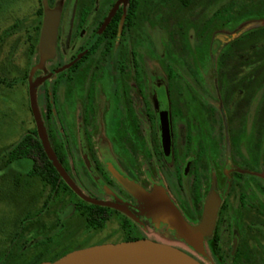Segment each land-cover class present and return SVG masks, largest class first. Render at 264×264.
<instances>
[{
	"label": "rangeland",
	"instance_id": "374dc122",
	"mask_svg": "<svg viewBox=\"0 0 264 264\" xmlns=\"http://www.w3.org/2000/svg\"><path fill=\"white\" fill-rule=\"evenodd\" d=\"M68 1L0 0V157H3L0 158V242L8 240L16 252L32 249L43 233L56 226V221L61 222L71 214V208L62 210L59 206L74 202L71 195L64 194L63 203H49V213L35 220V212L47 208L37 198L38 182L28 177L31 160L11 163L4 160L24 136L36 131L28 94L31 72L36 106L50 146L66 158V166L78 183L88 178L83 160L86 148H106L107 153L102 155L109 163L110 148L115 147L125 149L123 151L129 155L127 149L132 148V162L136 163L141 153H148L145 142L148 136L152 147L157 148L154 123L147 135L146 124L136 118L132 119V124L123 120L115 122L118 95L128 88L125 77L133 76L134 82L139 79L143 86L151 84L144 91L151 102L147 103L150 111L152 87L164 107L168 95L174 145L179 151H201L203 164L212 162L217 168V165L222 166L220 157L229 142L236 163L245 165L250 172H261L255 177L260 183V194L264 195V77L260 78L258 90L253 85L247 92L244 83L241 84L244 76L249 78L248 83L254 81L251 70L257 61L264 67V0H188L187 4L183 0H139L134 27L127 38L116 44L102 43L96 53L73 72L64 70L49 76L47 73L62 66L65 60L55 56L54 51L49 59L41 61L43 3L46 2L49 11L61 15L65 13L61 4ZM112 1L101 0L106 5ZM40 9L42 15H38ZM240 27L242 34L246 33L223 46L211 58L214 35L236 34ZM246 37L254 39L247 42L245 39L244 43L242 40ZM81 44L79 41L77 47ZM116 53L122 60L115 57ZM157 82L166 89L158 88ZM47 86L53 94L52 112L48 117L44 97ZM126 97L131 98L128 93ZM88 160L93 159L88 157ZM14 175L19 177L17 181L12 180ZM219 180L221 182V177ZM13 182L20 183L17 192L13 191ZM81 193L91 197L86 191L81 190ZM261 203L264 207V197ZM237 208L231 204L229 214L225 211L220 214L226 226L216 256L222 263L231 244V230L236 229L244 259L233 264H264V219L254 216L243 219ZM245 210L250 212L248 208ZM34 220L35 227L30 233L19 234L20 228ZM11 223L18 224L14 231L9 227ZM42 225L45 228L42 229ZM60 228L57 226L51 235H57ZM115 231L114 221L99 233L84 232L79 241L85 239L82 241L85 246L111 243L119 239ZM61 244L45 255L61 252L67 246Z\"/></svg>",
	"mask_w": 264,
	"mask_h": 264
},
{
	"label": "flooded vegetation",
	"instance_id": "af4514ba",
	"mask_svg": "<svg viewBox=\"0 0 264 264\" xmlns=\"http://www.w3.org/2000/svg\"><path fill=\"white\" fill-rule=\"evenodd\" d=\"M117 1L113 0L106 5L101 0L97 2H91L90 0H69L67 3L63 2L61 4L62 9L65 7V13L63 14L62 12L61 15L55 13L58 17V25L54 51L56 52L55 56L62 57L65 61L62 66L53 68L47 75L52 76L55 72L70 64L72 65L66 71L73 72L78 69L79 64L94 55L102 43L106 44V42L111 41L112 44H116L123 38L128 37V33L133 30L134 20H136V13L139 8L138 3L134 16L131 0H128L125 6L122 3L118 5L110 22L100 32L102 24L111 13ZM43 6H46V2L43 3ZM118 15L116 35H105L107 27ZM122 18L123 24L119 31ZM89 30L90 34L87 35ZM238 31H236V34H226L223 32L215 34L212 38L213 53L211 58L216 56L223 46L237 40L238 37L246 33L243 32L242 34L241 27ZM252 39L254 37H246L242 41L245 43V41H251ZM79 41H82V44L77 47ZM115 57L121 59L118 53H116ZM130 60H132V53L129 54V64ZM132 71H134V66L132 67ZM251 71L254 73V81L250 84L248 83L250 81L249 78L247 79L244 76L241 82V84L244 83L243 87L248 89L247 92L253 85L258 90V83L264 77V72H262L264 71V67L261 66L260 61L256 62V66ZM125 85L128 88L129 85L131 87L123 89L122 94L118 95L119 111L115 116V122L123 120L132 124V119L136 118L141 123L146 124L148 128L146 131L147 135L150 133L151 123H154L157 130V148L154 149L151 139L149 142V136L148 138L146 137L145 142L148 153H141V156L139 155L136 158V163L132 162V155H134L132 148L127 149L131 155L127 151L124 152L123 150L125 149L110 148V154L112 155L110 163L103 159L104 156L102 154L107 153L106 148H86V152L83 153V160L84 173L86 172L88 178H85V180L80 179V183L77 182L74 174L66 166V158L61 155L63 159V163H61L56 156L58 162L77 189L80 192L81 190L86 191L91 195L90 198L85 196L87 199L111 206H101L84 201L59 176L75 196L71 195L74 198V202L72 204L60 205V203H63L62 195H70L68 191L62 190L61 193L52 195L50 198L48 195L47 209L36 211L34 219L36 220L44 213H49V203L60 205L59 207L62 210L64 208H71V214L69 217L64 218V222L56 221V226L43 233L41 239L34 244L32 249L25 252H16L14 250L12 262L7 264H35L37 262L38 264H42L44 262H54L76 250L139 240H148L178 249L199 264H233L235 262L240 263L244 259V252L241 242L237 237L238 233L236 229L231 230V244L224 254L222 263H220L219 257L216 256L221 234L225 233V221L220 219V214L224 211L226 215L229 214L231 204H234L238 207L237 209L241 218L245 219V217L254 216L257 219H264V214H262L264 213L262 211L264 207H262L261 203L264 195L260 194V183L255 177V175L261 174V172H250L245 165L236 163L231 153L229 142H227L228 146L224 145V151L220 157L222 166L217 165V168L213 167L212 162L204 163V166V154L201 151L197 152L196 149L194 152L179 151L174 145L171 106L168 95L165 98L166 105L164 107L158 101L157 90L152 87L153 99L152 110L150 111L148 104H151V102L147 99L144 91H147L151 84L143 86L145 84L140 83L139 79H136V82H134L133 76L131 78L126 76ZM155 85L158 88L165 87L161 82H157ZM126 93L131 97L130 99L126 97ZM49 95L53 94L47 86L44 89L47 117L51 114L48 115L47 111L49 100L47 97ZM52 100L51 104L53 105ZM163 112H167L170 137L168 149L163 147L161 138V115ZM256 127L258 130L259 123L256 124ZM88 157L93 159L92 162L88 160ZM205 172L207 175H205ZM220 177L222 179L221 182H219ZM87 183L92 187L90 188ZM81 194L83 195V193ZM79 201L84 203V206L81 208H85L87 211L84 212L86 213L80 214V212L76 211ZM208 201H211L216 207L215 220L209 233L197 236ZM169 208L177 213L182 223L190 231V235L182 232L177 226ZM246 208L250 212H247ZM60 212L62 213L63 211ZM227 218L230 219L231 217L227 216ZM35 220L20 228L19 234L30 233V229L35 227ZM91 221L94 223V227L90 225ZM114 221L116 223L115 234L119 238L117 241L97 243L90 246L82 244V241L84 242L85 239L79 241L84 232L99 233L109 223ZM72 223L73 226H71ZM57 226H61L59 232L57 235H51V231H54ZM41 227L42 229L45 228L43 225ZM60 244H67V246L58 254L45 255L48 250L50 251L52 250L51 248Z\"/></svg>",
	"mask_w": 264,
	"mask_h": 264
},
{
	"label": "water",
	"instance_id": "95a60500",
	"mask_svg": "<svg viewBox=\"0 0 264 264\" xmlns=\"http://www.w3.org/2000/svg\"><path fill=\"white\" fill-rule=\"evenodd\" d=\"M127 2L128 0L117 1L111 13L108 15V17L105 19L104 23L102 24L100 32L103 31L105 27L108 25L118 5L122 3L125 6ZM122 24H123V18L119 25V31L122 28ZM57 25H58V17L56 16V14L49 11L44 6L43 22L40 32V39H39L40 50L42 55L41 58L42 63L45 60L49 59L54 52ZM71 65L72 64L61 68L60 70L57 71V73H60L68 69ZM31 78H32V72L30 73L29 76V87H28L30 110L35 123L37 137L41 143V147L48 161L51 162L53 168L56 170V172L64 181V183L78 197L92 204L101 205V206H111L108 204L97 202L95 200H89L85 196H83L81 192L77 189V187L74 185V183L71 181V179L69 178V176L67 175L61 164L58 162L48 141L45 127L41 118V114L36 106L35 96L33 93L34 84L31 83ZM161 138H162L163 147L165 149H168L170 145V137H169L168 123H167V112H163L161 115ZM121 210L124 211L123 209ZM169 210L172 212L174 220L177 226L182 230V232H184L187 235H190V231L182 223L177 213L171 208H169ZM215 215H216V207L211 201H208L205 206V210L202 218V224L200 226L197 236L205 235L211 231V228L215 220ZM42 264H199V263L178 249L163 244L154 243L148 240H139L134 242L105 244V245L80 249L63 256L62 258L54 262H44Z\"/></svg>",
	"mask_w": 264,
	"mask_h": 264
},
{
	"label": "trees",
	"instance_id": "16d2710c",
	"mask_svg": "<svg viewBox=\"0 0 264 264\" xmlns=\"http://www.w3.org/2000/svg\"><path fill=\"white\" fill-rule=\"evenodd\" d=\"M39 2H41V0H39ZM138 3H139V0H131V4H132L131 6H132V11L134 13V16L138 8ZM183 3L187 4L188 0H183ZM38 15H42L41 9L38 10ZM118 19H119V15L116 16L111 21L110 25L107 27L104 33L105 35H113V36L116 35ZM47 98L49 99L47 103V111L49 115L51 113V108H52V104H51L52 98L50 95ZM53 152L57 156L59 162L63 163L62 156L57 153L56 149L53 148ZM0 158L3 159V157H0ZM22 159H28V160H31L32 162V167L30 171L28 172V177L35 178L36 181L38 182L39 188L37 191V198L43 201L44 206H46L48 203V197H47L48 195L50 198L52 197V195L61 193L62 190L68 191L70 195H73V193L62 182L56 170L52 167V164L48 161L41 147V143L37 137L36 131H34L33 134H27L26 136H24L17 145L13 146L10 149L8 156H6L4 160L6 161V163H11L13 161H18ZM16 177L18 176L14 175L12 177L13 178L12 180L17 181ZM27 184L28 183H26V185ZM19 187H20L19 182H13V191L15 190V192H17L20 189ZM49 202H50V199H49ZM80 202L81 201H79V204L76 207V211L80 212V214L86 213L84 211H87V210H85V208L84 209L81 208L82 206H84V203L83 202L80 203ZM89 218L92 219L90 216ZM25 220H22V221L24 222ZM90 225L92 227L95 226L94 223H92V221ZM9 227L11 228V231H14V228L18 227V224L11 223ZM13 251L14 249L12 246L11 247L9 246L8 240L1 241L0 242V264H7L9 262H12L11 260L13 259V255H12ZM35 264H38V262Z\"/></svg>",
	"mask_w": 264,
	"mask_h": 264
}]
</instances>
